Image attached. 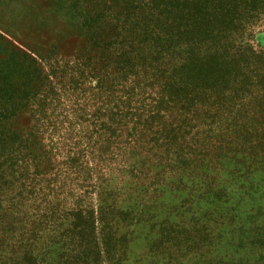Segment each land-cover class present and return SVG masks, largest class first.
<instances>
[{"label":"trees","instance_id":"obj_1","mask_svg":"<svg viewBox=\"0 0 264 264\" xmlns=\"http://www.w3.org/2000/svg\"><path fill=\"white\" fill-rule=\"evenodd\" d=\"M53 2L81 17L73 39L29 59L25 83L0 70V264H124L121 237L101 258L83 222L99 197L105 220L119 214L129 166L182 152L199 173L231 152L264 164V48L250 40L264 0ZM249 231L264 247V222ZM174 245L163 264L181 263Z\"/></svg>","mask_w":264,"mask_h":264},{"label":"rangeland","instance_id":"obj_2","mask_svg":"<svg viewBox=\"0 0 264 264\" xmlns=\"http://www.w3.org/2000/svg\"><path fill=\"white\" fill-rule=\"evenodd\" d=\"M81 24L72 9L58 7L53 0H0V70L11 73L15 86L27 82L34 74L28 60L51 54L53 45L73 39ZM250 37L264 48V20ZM183 155L174 153L175 165L158 156L147 159L146 166H129L132 173L123 171L131 174L113 182V189L123 193L117 216L105 220L101 206L111 201L98 198L96 217L89 214L83 222L84 234L98 255L104 258L110 249L108 238L114 235L128 247L124 264H163L164 253L175 249L176 242L181 249L187 246L177 253L180 264H264V247L249 231L264 222V164L249 167L246 154L231 152L220 160H209V167H199L203 169L199 173ZM142 156L134 155L132 160ZM250 181L253 187H248ZM101 231L106 236L103 242ZM153 237L162 242L159 251H152L156 247L148 243Z\"/></svg>","mask_w":264,"mask_h":264}]
</instances>
